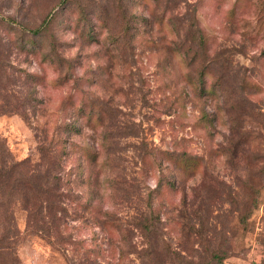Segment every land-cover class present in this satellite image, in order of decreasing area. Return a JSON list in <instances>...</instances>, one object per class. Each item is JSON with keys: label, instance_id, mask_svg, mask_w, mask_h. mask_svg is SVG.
<instances>
[{"label": "rangeland", "instance_id": "rangeland-1", "mask_svg": "<svg viewBox=\"0 0 264 264\" xmlns=\"http://www.w3.org/2000/svg\"><path fill=\"white\" fill-rule=\"evenodd\" d=\"M4 168L0 264H264V0H0Z\"/></svg>", "mask_w": 264, "mask_h": 264}, {"label": "trees", "instance_id": "trees-1", "mask_svg": "<svg viewBox=\"0 0 264 264\" xmlns=\"http://www.w3.org/2000/svg\"><path fill=\"white\" fill-rule=\"evenodd\" d=\"M50 14L51 12H48L47 15L41 21L40 25L36 29L33 30L36 34L42 33V31L46 28V25L50 23L51 21ZM41 154L42 155L45 154L47 158L49 159V161L53 162L52 161L53 158L49 150H46L45 148L41 149ZM54 161L55 162L53 163L55 164V166H58L59 163H57V160L55 158H54ZM16 163H22V162H16ZM12 165H15V163H13ZM6 171H7V168H4L3 171L1 170L0 178L4 176L3 172H6ZM43 180H44V176L41 173L39 174L36 173L32 177H25L24 179H22L21 182H22V186L24 185L25 187V185L27 184L28 189L38 194L37 199L34 201L35 207H33V210L36 211L35 216L39 215V220L41 224H43V225H39L40 231L41 230L46 231L48 232V234L54 233L57 239L58 237L65 238V236L62 234L61 229L59 227L60 220H61L60 218L61 216L59 215V213L64 211V208L61 204L62 192L60 191L61 187L59 185V176L56 172L52 173L51 180L53 181V183L45 184L43 183ZM19 181L20 180L17 181L18 184H19ZM31 210L32 209L30 208V213L28 214V223H29L28 225L34 226V224L32 223V220L35 219V216L32 215ZM150 212L153 213L151 211V208H150ZM151 213H149L148 218L141 217L143 221L140 223V226L142 227L143 231L150 230L151 227L155 228V219ZM43 215H46L48 220H45ZM156 220L159 221V217H156Z\"/></svg>", "mask_w": 264, "mask_h": 264}]
</instances>
